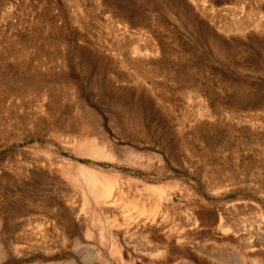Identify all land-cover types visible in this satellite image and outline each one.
I'll return each mask as SVG.
<instances>
[{
  "label": "rangeland",
  "instance_id": "obj_1",
  "mask_svg": "<svg viewBox=\"0 0 264 264\" xmlns=\"http://www.w3.org/2000/svg\"><path fill=\"white\" fill-rule=\"evenodd\" d=\"M0 264H264V0H0Z\"/></svg>",
  "mask_w": 264,
  "mask_h": 264
},
{
  "label": "bare ground",
  "instance_id": "obj_2",
  "mask_svg": "<svg viewBox=\"0 0 264 264\" xmlns=\"http://www.w3.org/2000/svg\"><path fill=\"white\" fill-rule=\"evenodd\" d=\"M93 183H94V181H91V184H93ZM108 190H109V188H108V186H106L105 189L102 191V194H105Z\"/></svg>",
  "mask_w": 264,
  "mask_h": 264
}]
</instances>
